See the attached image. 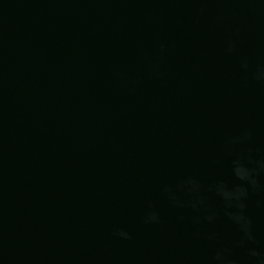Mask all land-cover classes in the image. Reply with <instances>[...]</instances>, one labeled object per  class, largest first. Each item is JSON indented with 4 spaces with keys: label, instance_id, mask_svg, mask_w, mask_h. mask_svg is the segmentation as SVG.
<instances>
[{
    "label": "water",
    "instance_id": "1",
    "mask_svg": "<svg viewBox=\"0 0 264 264\" xmlns=\"http://www.w3.org/2000/svg\"><path fill=\"white\" fill-rule=\"evenodd\" d=\"M0 264H264V0H0Z\"/></svg>",
    "mask_w": 264,
    "mask_h": 264
}]
</instances>
